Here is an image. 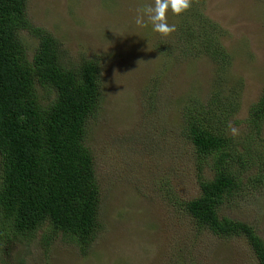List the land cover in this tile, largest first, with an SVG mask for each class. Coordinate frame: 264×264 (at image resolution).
<instances>
[{
  "label": "rangeland",
  "instance_id": "1",
  "mask_svg": "<svg viewBox=\"0 0 264 264\" xmlns=\"http://www.w3.org/2000/svg\"><path fill=\"white\" fill-rule=\"evenodd\" d=\"M153 2L28 0V18L62 42L65 62L95 59L101 66V106L87 131L102 194L101 229L83 253L62 237L43 240L44 228L31 242L13 243L2 263L258 264L245 240L197 230L173 200L189 201L200 193L198 158L184 135L181 98L208 102L214 82L221 90H235L239 83L238 112L225 121L224 132L237 149L231 165L242 184L223 213L253 226L264 239V127L261 137L248 130L250 109L264 91V0H204L233 56L228 83L206 58L164 57L159 46L169 35L136 24L140 10ZM167 19L173 24L176 16L169 11ZM21 37L32 58L38 39L28 31ZM40 94L43 101L51 97L41 89ZM202 171L213 177L208 165Z\"/></svg>",
  "mask_w": 264,
  "mask_h": 264
},
{
  "label": "trees",
  "instance_id": "2",
  "mask_svg": "<svg viewBox=\"0 0 264 264\" xmlns=\"http://www.w3.org/2000/svg\"><path fill=\"white\" fill-rule=\"evenodd\" d=\"M204 5V0H192L187 11L175 15L176 30L159 49L173 61L206 58L226 77L233 56L221 41L224 28ZM27 6L28 0H0V264H16L2 263L1 257L9 255L13 243L31 242L44 228L43 240L62 237L83 253L97 242L101 229L102 194L87 144L88 123L102 101L101 66L95 59L65 62L62 42L31 23ZM22 31L38 39L32 58ZM219 85L213 83L208 102L199 96L195 102L181 98L184 135L198 158L200 193L173 203L197 230L245 240L258 264H264V239L253 226L223 213L242 184L231 165L237 149L224 132L225 121L237 115L241 90L239 83L235 90L223 86L222 91ZM40 89L50 99L41 100ZM224 91L230 92L224 96ZM248 124L261 137L264 91L250 109ZM204 164L212 168L211 179L201 175Z\"/></svg>",
  "mask_w": 264,
  "mask_h": 264
},
{
  "label": "clouds",
  "instance_id": "3",
  "mask_svg": "<svg viewBox=\"0 0 264 264\" xmlns=\"http://www.w3.org/2000/svg\"><path fill=\"white\" fill-rule=\"evenodd\" d=\"M192 0H154L140 10L141 14L136 18V24L141 27L151 25V30L162 35H169L176 30V26L168 23V13L180 15L191 7ZM230 131L235 136L238 130L230 126Z\"/></svg>",
  "mask_w": 264,
  "mask_h": 264
}]
</instances>
